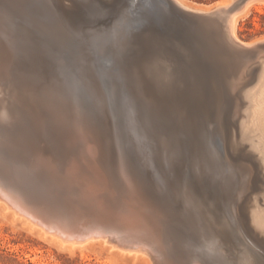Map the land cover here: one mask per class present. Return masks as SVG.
Masks as SVG:
<instances>
[{
    "label": "rangeland",
    "instance_id": "rangeland-1",
    "mask_svg": "<svg viewBox=\"0 0 264 264\" xmlns=\"http://www.w3.org/2000/svg\"><path fill=\"white\" fill-rule=\"evenodd\" d=\"M130 1L62 0L56 3L52 0H0V30L2 29L0 46L6 51L7 49L12 51L11 54L7 53L9 59L5 69L0 70V129L1 127L4 130L10 129L15 133L19 130V125L14 127L9 125L7 116L1 117L4 108L14 105L6 87L8 84L6 74L10 76L13 72V75L19 74L25 80L27 87L31 88L28 93L34 99L33 104L36 101L41 103L42 107V103L50 100L56 111L68 108L74 116L67 115V120H64L65 125H62V121L59 122L58 134L50 135L49 139H46L48 140L46 145L52 150L58 149L62 152L58 153L71 156V150L67 151L65 148L67 141L59 146L60 144L54 139L56 137L66 139L65 132H67L70 133L69 139L77 140L76 137L72 138L73 135H77L74 122L88 126L92 118L102 121L107 135L106 143L113 159L110 162L112 175L119 181L120 165L123 163L130 171L131 177L137 179L140 172L147 177V188L153 194L154 200L163 208L166 204L167 207H172L173 212L181 220L170 222L173 227L180 223L176 229L180 234L179 239L184 243L181 249L188 248L198 260L203 258L210 261L222 259L234 261L237 259V255L233 254L235 250L239 253L244 250L242 244H239V240L244 239L264 263V239H262L264 238V230H262L264 229V167L261 161L262 155L250 145V138L249 140L247 138L248 135L249 137L257 135L258 139L263 137L262 121L258 120L256 112V118L254 117V110L258 107L259 111L260 106L262 109L264 98L259 101L260 103L255 101L256 103L251 105L250 100H245L244 97L237 116H234L233 104L232 111L228 113L226 119L234 126H230V138L223 139L219 132H215L217 122L211 112L213 89L211 72L214 61L212 55L216 46L221 52L228 48V36L222 21L215 22L211 27L200 25L181 14L179 5L164 4L161 0H136L134 14L128 11ZM183 1L201 8L221 2V0ZM256 1L253 2L247 15L241 17L237 23L239 37L244 41L257 38L259 40L260 37L262 38L260 40H263L264 37V0ZM58 13L64 16L63 25L58 22ZM133 15H137V18ZM131 28L136 30L132 31ZM126 35L129 36L130 43L123 46L121 42L119 43L120 37ZM118 45L121 47L120 50ZM159 45L160 47L157 48ZM118 53L123 55L119 56ZM96 54L99 58H96ZM108 56L112 58L107 59ZM103 60H107V64ZM262 60L264 54L248 64L255 66V83L262 71L260 62ZM119 61L123 62L120 64ZM116 66L119 68L117 69ZM117 70L122 71L119 73ZM140 75L146 79V84L152 86L157 97L159 96L158 102L161 101L158 103L161 110L155 115L150 111V99L145 96L143 85L138 86L135 81V77ZM119 78L125 83H120ZM104 86L107 88L106 91ZM263 87H257L258 90L256 89L255 92L259 93ZM227 89L229 90V87ZM162 95L166 96L164 103L161 99ZM248 122L252 126L257 124V130L261 127L259 133L255 131L254 126L246 125ZM54 127L56 126L53 125L52 128ZM234 129L238 133L233 134ZM260 134L261 136L258 137ZM42 135L43 133H41L42 140H45ZM257 138L254 141H258ZM224 140L228 155L223 148ZM234 142L238 145L232 146ZM140 143L143 145L140 146ZM2 144L0 140V164L2 163L0 170L3 165L9 163L10 159H14ZM188 184L193 185L190 190L194 198L204 199L206 205L203 204L202 207L205 211H212L221 223L230 222L235 237L225 243V248L230 249L224 253L225 255L221 249L214 248L211 238L203 232L198 210L194 209L196 204L193 202L194 206L191 205L184 194ZM258 219L261 222L260 226ZM252 220L254 223L251 222ZM236 245L239 246L236 248ZM0 264H144V262L139 256L135 260L132 256L123 258L110 250H101L98 247L75 252L60 250L27 230L20 220L12 222L0 212Z\"/></svg>",
    "mask_w": 264,
    "mask_h": 264
},
{
    "label": "bare ground",
    "instance_id": "bare-ground-1",
    "mask_svg": "<svg viewBox=\"0 0 264 264\" xmlns=\"http://www.w3.org/2000/svg\"><path fill=\"white\" fill-rule=\"evenodd\" d=\"M52 1H55L56 3H60V1L62 0H52ZM172 1L185 9L208 12L216 7L222 9V12H224L223 9L226 8L231 3L232 0H223V1L221 0V2L219 1L213 6L207 8L194 7L187 4L183 0H172ZM254 1L255 0H246L243 4H241L238 8H236V10L230 12L229 14L226 12L223 13L224 14L223 16L226 17L221 18V21L228 36L227 38L228 48L222 52L217 49L216 45H215L216 50L213 48L215 52H213L212 55V60L214 61L212 64L213 66L211 72L212 73L211 78L213 83L211 112L213 116H215V120L217 122L215 132H219L223 136V139L224 138L227 139L228 137L230 138V134H231L230 126L231 125L234 126V124H232L230 121L228 122V119H226L228 113L232 111L233 104H234V116H237V114H239L241 102L244 100V97L245 100L247 99L250 100L251 105L252 103L254 104L256 102L262 101L264 98V87H263L264 60L260 61L262 66V71L261 73H259L260 75L256 83H255V79H256L255 66L248 65L253 59H257L260 55L264 54V41H263L264 37L263 40H260L262 39L260 37L259 40L257 38L256 40H252V41H247V40L244 41L243 39H240L237 31V23L239 19L247 15ZM256 2H258V0ZM94 16L96 15H93V17ZM135 16L137 18V15ZM57 17L59 18L58 22L60 24L62 23L63 25L64 16L62 15V13H58ZM205 26L211 27V25H207V24ZM136 28L133 29L136 30ZM103 29H104V25H103ZM133 29L132 31H135ZM129 32H130V27L128 33ZM1 35L3 36V34ZM123 37L124 36L120 37V41L118 40L119 43L121 42L123 46L128 45L130 43L129 36L126 35V37L124 38ZM158 47H160V45L157 46V48ZM120 49L121 47L119 48V50ZM10 51L11 50L8 49L6 51L5 48H3V46L2 47L0 46V70L2 69L4 70L6 67L5 64H8L7 62L9 59V55L7 56V53L11 54L12 51L11 52ZM47 51H49V49ZM123 53L121 54L123 55ZM115 56L116 58H118L117 55ZM96 58H99L97 54H96ZM110 58H112V56H110ZM110 58L108 56L107 59ZM112 60L111 63L113 62ZM121 60L123 59L121 58ZM104 61L107 64L108 61L103 60V62ZM122 62H120V64ZM114 65H116L115 62ZM110 67L111 66L109 65V68ZM105 68L107 69V67ZM116 68L114 69L116 70ZM117 71L119 72V70ZM113 73L116 74L115 72ZM111 74L112 73H110V75ZM160 74L162 73L160 72ZM6 75H7V83H8L6 87L8 89V92L12 96L13 99L12 101L14 102V105H11V107L6 109L4 108L1 111L2 113L1 117L4 118V116H7L6 120L8 121L9 125L13 127L19 125L18 127L19 130L16 133L15 131L12 132L10 129L7 130L4 126L3 127L5 128L6 131L2 127L0 129V137H1L0 140L3 143L2 145H4V147L8 150L11 157L14 158V159H10L9 163H7L6 166L3 165L1 169L2 171L0 170L1 171L0 212L3 216L7 217V219L11 220L12 222L16 220H20L23 226L30 232L48 241L56 248L60 250H67L70 252H75L77 250L83 251L87 249H95L96 247H98L101 250L103 249L110 250L112 253H115L117 256L123 258H128L132 256L135 260L139 256L140 259L144 262V264H264L261 261L259 254L256 251L254 252V249L251 248L250 244L245 242L244 239L239 240V244L240 245L242 244V246L244 247L243 248L244 250L243 251L241 250V253H239V251L237 250H235L234 253L231 251V253L237 255V259L234 261H228V260L225 261L223 259L219 261L218 260L210 261L209 259H203V258L202 259L199 258L198 260V258L193 257V255L191 254L188 248L183 247L181 249L180 247H182L184 243L181 241V239H179L180 234L176 229L177 227L180 226V223H177L176 227L170 225L171 221L172 222L181 221L179 216L173 212V208L171 207L172 208L171 209L169 206L167 207V204L166 207L165 206L164 208L161 207L157 203V201L154 200V196L152 193H150L146 188L136 184V182L131 177L130 171L128 170V168H126L125 165H123V163H121L120 165L121 176L119 181H117L112 175V167H111L112 164H110V162H112L113 159H112V154H110L108 145L106 143L107 135L104 130L105 125L102 123V121L92 118L90 127H88L87 125L83 126L80 124V122L78 123L74 122V128L77 135L76 136L73 135L72 138L76 137L77 140L69 139L70 133L67 132H65L66 139H64L63 137H56L54 139L55 142H57V144H60L59 146L63 145L67 141L65 148L67 149V151L71 150L72 153L71 156L61 154L62 152L59 151L58 149L57 151L52 150L51 147L46 145V143L48 142V140L46 139H49L48 137L50 135L53 136L55 135V133L58 134L57 132L59 130L57 127H60L59 122L62 121V125H65L66 122L64 120H67L68 118L67 115H69V117L70 116L74 117V116L71 115V112L68 108H64L62 110L56 111L54 105L50 102V100H47V102L42 103V107H41V103L36 101H34L35 104L34 105L33 104L34 99L31 96V94L28 93V90L30 91L31 88L27 87L25 80L19 74L16 75L15 73L13 75V72L10 73V76H8V74ZM118 75H124V74H118ZM114 78L116 77L114 76ZM119 79H120V83L124 82L121 80V78ZM97 81L100 83L99 80ZM135 81L138 84V86L143 85V89L145 90L146 93L145 96L150 99L149 102L151 104L150 107L151 113L155 115L158 112H160L159 110H161V107L158 105V103L161 101L158 102L157 99L159 96L157 97L152 86H150L149 83L146 84L147 82L146 79H144L141 75L135 77ZM253 83H255L254 86H252ZM249 85L251 87H249ZM227 87H229V90L227 89ZM257 87L259 88L263 87L262 90L259 91V93L255 92L256 89L258 90ZM106 89L107 88H105V91ZM121 90L127 91L126 89H121ZM165 97L166 96L162 95L161 99L163 103L166 102ZM123 98L124 97H122V99ZM184 98L185 97H183V99ZM255 112L258 113L257 118L258 120L262 121L261 123L264 128V106L262 107V109L260 106L259 111H258V107L257 109L254 110L255 116L254 115L253 116L256 118ZM248 116L249 115H247V117ZM250 116L252 115L250 114ZM51 117H53V119H51ZM146 121L147 120H145V122ZM242 122L244 123V121ZM249 122L251 123L250 120ZM249 122L246 123V125L250 124ZM181 124L183 123L181 122ZM53 125L56 126L54 127V129L52 128ZM256 125L255 126L253 125L254 127L252 125L251 126L255 128V131L258 132V130L261 127L258 126L259 129L257 130ZM233 131H234V133L232 132L233 134L238 133L236 129H234ZM249 132L251 131L249 130ZM41 133H43L45 140H42ZM238 135L240 136L241 134ZM136 136L138 135H135V137ZM260 136L261 134L258 137ZM262 136L264 137V133L262 134ZM251 137H249V135L247 136L248 140L250 138V142H251L250 145L254 149L259 150L258 153L260 152V154L262 155L261 161L264 167V139L263 137H260V139H258L257 135ZM144 138L145 137H143V139ZM255 138H257L258 141H254ZM236 142L238 143L239 141L237 140ZM236 142H234L232 146H235L237 144ZM141 144L142 143H140V146ZM223 144H224L223 145L224 151L226 152L225 154L228 155L226 151L225 140ZM257 150H255V152H257ZM152 164L153 162H151V165ZM151 167H153V165ZM242 169H245V167H242ZM139 178H141L142 181H145V183L148 184V179L143 173L140 172ZM186 187L187 189L184 194L187 198V201L190 202L191 205L193 204V202H195L196 205L194 206L193 204V206L195 210H198L197 214L199 216L201 222L200 225L202 227L203 232H205V235L211 238L212 245L214 246V248L221 249L223 254L226 253V251L230 249L225 248V243L230 242L232 240V237L233 238L235 237V234H233L234 230H232V226L230 225V222L228 221L221 223L219 219L215 218L212 211L210 210L205 211L202 207L203 204L206 205L204 199L194 198V196H192V191L190 189L193 188V185L188 184ZM251 222L254 223L253 220ZM258 222L260 226L261 225L260 219H258ZM238 231L239 229L237 227V232ZM237 246L239 245H236L235 247L237 248ZM233 247L234 246H232V248Z\"/></svg>",
    "mask_w": 264,
    "mask_h": 264
},
{
    "label": "water",
    "instance_id": "water-1",
    "mask_svg": "<svg viewBox=\"0 0 264 264\" xmlns=\"http://www.w3.org/2000/svg\"><path fill=\"white\" fill-rule=\"evenodd\" d=\"M161 1H163L164 4H176L172 0H161ZM245 1L246 0H232L231 3L226 8H224L223 10H224V12L229 14L230 12L236 10V8H238ZM136 3H137L136 0H131L129 2L130 7H129L128 11L135 14ZM178 8H179V12L181 14L188 16L189 18L192 19L193 22L199 23L200 25H206L207 24V25L212 26V24H215V22L221 21V18L226 17V16H223L224 12H222V9L216 8V7L213 8V10L208 11V12L185 9V8H182L181 6H178ZM88 126L90 127L91 124H88ZM132 178L136 182L137 185L142 186L149 191V189L147 188L148 185L145 183V181H142L141 178H139V176H137V179L134 176Z\"/></svg>",
    "mask_w": 264,
    "mask_h": 264
}]
</instances>
